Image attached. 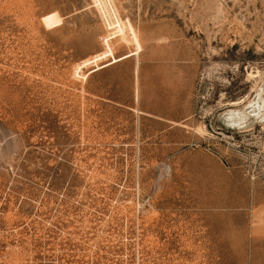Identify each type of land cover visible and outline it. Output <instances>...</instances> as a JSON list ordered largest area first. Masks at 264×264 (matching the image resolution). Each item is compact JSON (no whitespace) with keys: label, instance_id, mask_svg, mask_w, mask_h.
Returning <instances> with one entry per match:
<instances>
[{"label":"rangeland","instance_id":"rangeland-1","mask_svg":"<svg viewBox=\"0 0 264 264\" xmlns=\"http://www.w3.org/2000/svg\"><path fill=\"white\" fill-rule=\"evenodd\" d=\"M260 93L264 0H0V264H264Z\"/></svg>","mask_w":264,"mask_h":264},{"label":"bare ground","instance_id":"bare-ground-1","mask_svg":"<svg viewBox=\"0 0 264 264\" xmlns=\"http://www.w3.org/2000/svg\"><path fill=\"white\" fill-rule=\"evenodd\" d=\"M251 108H252V110L250 111V115H252L253 117L257 118V117H260L262 115V113L264 112V96H263L262 93H260L258 95L257 101L255 103H252ZM248 114H246L244 112H241V111H238V110L237 111L232 110L229 113L230 122L232 124H234V125L242 126V125L247 123V120L249 119V115Z\"/></svg>","mask_w":264,"mask_h":264}]
</instances>
